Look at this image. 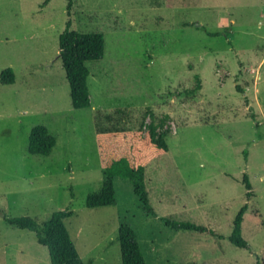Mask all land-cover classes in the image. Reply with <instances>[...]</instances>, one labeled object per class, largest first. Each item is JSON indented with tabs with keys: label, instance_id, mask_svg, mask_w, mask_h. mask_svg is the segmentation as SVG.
I'll return each mask as SVG.
<instances>
[{
	"label": "rangeland",
	"instance_id": "obj_1",
	"mask_svg": "<svg viewBox=\"0 0 264 264\" xmlns=\"http://www.w3.org/2000/svg\"><path fill=\"white\" fill-rule=\"evenodd\" d=\"M45 3L0 0V74L15 76L0 86V264H50L2 214L42 224L58 211L84 264H121L123 225L145 264H264V0H73L69 13L66 0ZM68 23L104 38L82 110L58 58ZM96 123L165 134L168 152L145 169L154 216L121 178L113 206L86 208L102 182ZM37 126L56 140L47 157L27 152ZM245 205L241 249L228 238Z\"/></svg>",
	"mask_w": 264,
	"mask_h": 264
},
{
	"label": "trees",
	"instance_id": "obj_2",
	"mask_svg": "<svg viewBox=\"0 0 264 264\" xmlns=\"http://www.w3.org/2000/svg\"><path fill=\"white\" fill-rule=\"evenodd\" d=\"M50 0H46L47 4ZM68 13L73 0H66ZM66 29L58 38V58L64 70L66 81L70 88L71 106L76 110L90 107L88 89L89 71L87 62L99 61L104 56V38L99 33L81 34ZM15 76L11 69L0 74V86L12 85ZM256 126V125H255ZM157 126L151 123L146 130L128 128H104L96 123V140L102 182L100 189L86 196L85 206L88 209L109 207L115 204L114 179L121 178L131 183L134 195L138 198L141 208L148 215H155L149 204L148 192L145 186V169L150 161L168 152L164 133H156ZM56 145L55 138L44 126L32 129L27 152L32 156L47 157ZM245 154V152H244ZM246 190L251 189L244 177ZM243 206L233 220L229 242L237 248L245 249L247 242L242 237L241 225L246 211ZM3 221L10 227L32 232L37 243L48 251L50 264H84L64 226V220L70 217L67 211L53 213L50 218L38 224L30 217L8 218L2 214ZM165 225L174 231L205 232L201 226L189 222L161 219ZM117 243L120 248L121 264H145L144 257L129 226L123 225L117 233Z\"/></svg>",
	"mask_w": 264,
	"mask_h": 264
}]
</instances>
